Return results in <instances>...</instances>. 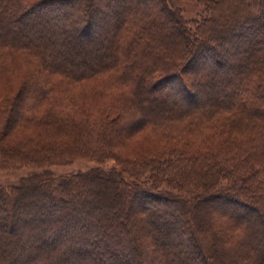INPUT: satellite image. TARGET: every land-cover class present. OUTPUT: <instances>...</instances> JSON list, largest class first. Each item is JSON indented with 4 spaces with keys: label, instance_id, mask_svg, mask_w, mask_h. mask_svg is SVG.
<instances>
[{
    "label": "trees",
    "instance_id": "1",
    "mask_svg": "<svg viewBox=\"0 0 264 264\" xmlns=\"http://www.w3.org/2000/svg\"><path fill=\"white\" fill-rule=\"evenodd\" d=\"M174 1L0 0V264H264V0Z\"/></svg>",
    "mask_w": 264,
    "mask_h": 264
},
{
    "label": "rangeland",
    "instance_id": "2",
    "mask_svg": "<svg viewBox=\"0 0 264 264\" xmlns=\"http://www.w3.org/2000/svg\"><path fill=\"white\" fill-rule=\"evenodd\" d=\"M123 2L128 3L130 5H137L138 4V0H123ZM173 3H174V6L181 9L182 14L185 17V19H188V20L199 19L203 15L202 7L199 6L194 1H191V0H175ZM116 4H118V3H116ZM107 27H108V24L106 21H104L101 25L99 24L97 26V32L98 33L110 32V28H107ZM260 32L261 31L257 32V34L255 35L256 37L252 36V38L254 39V44H258V42H257L258 39L264 40L263 39L264 35H262ZM260 50H262V47L259 48L255 53L251 54L250 58L253 59V61H255L257 58H259ZM239 53H240V51H239ZM261 53H262V51H261ZM243 62H245V60L240 62L239 64H244ZM211 67H212L211 65H207V67H200V68L197 67L196 70H193L191 73L195 72L196 74H199L200 75L199 76L200 82H203L205 77H206L205 75L207 73H210V70L212 69ZM219 75H222V74H219ZM207 90H209V89H207ZM198 91H197V93H199V94H198L197 101L200 102L203 100L204 94L202 95L200 89ZM205 91H206V89L202 90L203 93ZM224 91L226 92V86L223 87L222 92H224ZM220 98H222V97H220ZM96 166H97V164H95L93 162H88V161H84V160H77L70 166H55V167H52L51 170L56 175H64V174L74 173L77 171H86V170H88L92 167H96ZM101 167L105 170L112 169L113 162L108 161L107 163H105ZM31 172H32V169H21V170H15V171H0V185L9 186V185L15 184L17 181H19L20 178L29 175ZM202 242L203 243L201 245L205 248H208L209 241L203 240ZM194 250H195V248H192V252H195Z\"/></svg>",
    "mask_w": 264,
    "mask_h": 264
}]
</instances>
